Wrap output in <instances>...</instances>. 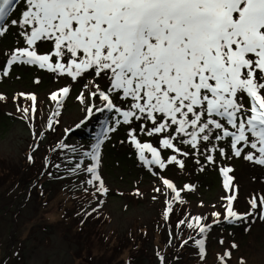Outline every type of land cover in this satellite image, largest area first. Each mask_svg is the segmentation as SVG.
Segmentation results:
<instances>
[{
    "label": "rangeland",
    "instance_id": "rangeland-1",
    "mask_svg": "<svg viewBox=\"0 0 264 264\" xmlns=\"http://www.w3.org/2000/svg\"><path fill=\"white\" fill-rule=\"evenodd\" d=\"M19 32L10 27L0 37V95L5 97L0 100V264H264V212L250 205L253 197L264 196V166L243 153L235 156L228 141H220L217 146L226 155L212 153L214 163L207 161V152L198 155L181 145L190 153L178 156L183 169L150 168L140 161L129 133L135 129L142 143L158 149L159 138L140 131V122L120 124L101 145L98 173L107 193H96L87 183L91 175L76 169V163L94 164L83 153L95 147L104 122L116 118L95 109L88 118L86 111L93 102L103 105L89 97L92 82L106 89L109 81L89 73L73 81L19 63L9 68L11 55L27 47ZM37 51L49 54L53 44L40 42ZM64 87L70 92L57 109L50 96ZM82 93L84 104L78 100ZM30 94L36 97L34 114ZM115 103L127 107L121 100ZM161 154L174 153L161 149ZM225 167L232 169L231 192L224 188L220 169ZM162 178L181 190L179 200ZM228 195L236 197L234 211L252 214L229 223L223 199ZM214 212L221 213L219 222ZM196 216L208 226L203 234L187 227ZM199 239L204 240L203 255L195 243Z\"/></svg>",
    "mask_w": 264,
    "mask_h": 264
},
{
    "label": "snow or ice",
    "instance_id": "snow-or-ice-1",
    "mask_svg": "<svg viewBox=\"0 0 264 264\" xmlns=\"http://www.w3.org/2000/svg\"><path fill=\"white\" fill-rule=\"evenodd\" d=\"M10 27L20 29L27 47L11 55L9 68L19 63L73 81L86 73L109 81L106 89L92 82L89 97L103 105L93 102L86 111L88 118L94 109L115 113L116 118L104 122L95 147L83 153L94 164L76 163V169L91 175L87 183L96 193H107L98 173L101 145L120 124L140 122V131L159 138L160 149L142 143L135 129L129 133L140 161L150 168L183 169L184 159L178 156L190 153L181 145L198 155L207 152V161L214 163L212 153L226 155L217 146L220 141H228L235 156L243 153L248 161L264 166V0H0V37ZM46 41L53 44V51L38 54V44ZM69 92L70 87H64L51 94L57 109ZM27 98L33 101L34 114L36 97ZM78 100L85 103L83 93ZM161 149L174 154L162 156ZM220 171L224 188L231 192L232 169ZM162 184L180 199L181 190L172 181L162 178ZM185 188L194 190L191 185ZM235 198H223L229 223L252 214L234 211ZM250 205L264 212V196L253 197ZM167 207L170 212L172 203ZM220 215L213 213L217 222ZM202 219L194 217L195 223L187 227L205 233L208 226L200 223ZM195 243L203 255L204 240Z\"/></svg>",
    "mask_w": 264,
    "mask_h": 264
},
{
    "label": "trees",
    "instance_id": "trees-1",
    "mask_svg": "<svg viewBox=\"0 0 264 264\" xmlns=\"http://www.w3.org/2000/svg\"><path fill=\"white\" fill-rule=\"evenodd\" d=\"M64 171H62V173H63Z\"/></svg>",
    "mask_w": 264,
    "mask_h": 264
}]
</instances>
